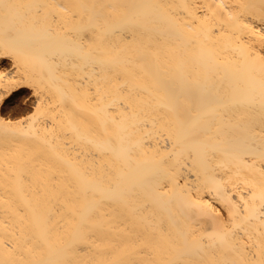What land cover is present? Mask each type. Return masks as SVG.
<instances>
[{
	"label": "bare ground",
	"instance_id": "1",
	"mask_svg": "<svg viewBox=\"0 0 264 264\" xmlns=\"http://www.w3.org/2000/svg\"><path fill=\"white\" fill-rule=\"evenodd\" d=\"M0 264H264V0H0Z\"/></svg>",
	"mask_w": 264,
	"mask_h": 264
},
{
	"label": "rangeland",
	"instance_id": "2",
	"mask_svg": "<svg viewBox=\"0 0 264 264\" xmlns=\"http://www.w3.org/2000/svg\"><path fill=\"white\" fill-rule=\"evenodd\" d=\"M20 106H21V105H20ZM20 106H19L18 108H16V110H17V109H21L22 106H21V107H20Z\"/></svg>",
	"mask_w": 264,
	"mask_h": 264
}]
</instances>
